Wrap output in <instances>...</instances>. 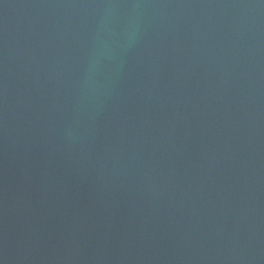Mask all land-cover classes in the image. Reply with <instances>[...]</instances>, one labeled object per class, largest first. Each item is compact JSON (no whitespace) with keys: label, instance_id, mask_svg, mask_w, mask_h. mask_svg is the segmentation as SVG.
<instances>
[{"label":"water","instance_id":"water-1","mask_svg":"<svg viewBox=\"0 0 264 264\" xmlns=\"http://www.w3.org/2000/svg\"><path fill=\"white\" fill-rule=\"evenodd\" d=\"M0 264H264V0H0Z\"/></svg>","mask_w":264,"mask_h":264}]
</instances>
